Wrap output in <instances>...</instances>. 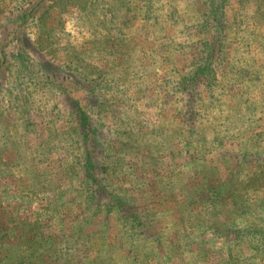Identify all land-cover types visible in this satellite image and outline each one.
Returning <instances> with one entry per match:
<instances>
[{
    "label": "rangeland",
    "instance_id": "374dc122",
    "mask_svg": "<svg viewBox=\"0 0 264 264\" xmlns=\"http://www.w3.org/2000/svg\"><path fill=\"white\" fill-rule=\"evenodd\" d=\"M0 264H264V0H0Z\"/></svg>",
    "mask_w": 264,
    "mask_h": 264
},
{
    "label": "trees",
    "instance_id": "16d2710c",
    "mask_svg": "<svg viewBox=\"0 0 264 264\" xmlns=\"http://www.w3.org/2000/svg\"><path fill=\"white\" fill-rule=\"evenodd\" d=\"M209 16L216 18V17H215V16H213V15H209Z\"/></svg>",
    "mask_w": 264,
    "mask_h": 264
}]
</instances>
